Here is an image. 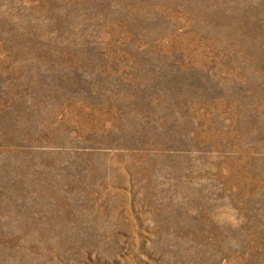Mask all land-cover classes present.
I'll return each mask as SVG.
<instances>
[{"label": "rangeland", "instance_id": "obj_1", "mask_svg": "<svg viewBox=\"0 0 264 264\" xmlns=\"http://www.w3.org/2000/svg\"><path fill=\"white\" fill-rule=\"evenodd\" d=\"M0 264H264V0H0Z\"/></svg>", "mask_w": 264, "mask_h": 264}]
</instances>
